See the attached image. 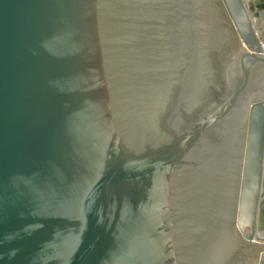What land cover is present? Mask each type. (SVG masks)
<instances>
[{
	"label": "water",
	"instance_id": "95a60500",
	"mask_svg": "<svg viewBox=\"0 0 264 264\" xmlns=\"http://www.w3.org/2000/svg\"><path fill=\"white\" fill-rule=\"evenodd\" d=\"M248 1L0 0V264H264Z\"/></svg>",
	"mask_w": 264,
	"mask_h": 264
},
{
	"label": "crops",
	"instance_id": "0c3cea01",
	"mask_svg": "<svg viewBox=\"0 0 264 264\" xmlns=\"http://www.w3.org/2000/svg\"><path fill=\"white\" fill-rule=\"evenodd\" d=\"M248 2L252 6V21L257 26L256 30L259 35H264V0H249Z\"/></svg>",
	"mask_w": 264,
	"mask_h": 264
},
{
	"label": "rangeland",
	"instance_id": "374dc122",
	"mask_svg": "<svg viewBox=\"0 0 264 264\" xmlns=\"http://www.w3.org/2000/svg\"><path fill=\"white\" fill-rule=\"evenodd\" d=\"M263 224H264V221H261L260 226L263 227V226H264ZM262 225H263V226H262ZM263 228H264V227H263ZM260 237L264 238V234H262V236H260Z\"/></svg>",
	"mask_w": 264,
	"mask_h": 264
}]
</instances>
